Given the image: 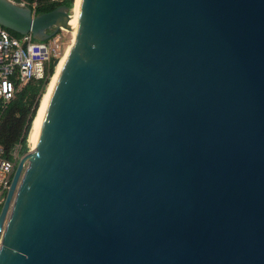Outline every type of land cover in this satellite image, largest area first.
<instances>
[{"label":"water","instance_id":"obj_1","mask_svg":"<svg viewBox=\"0 0 264 264\" xmlns=\"http://www.w3.org/2000/svg\"><path fill=\"white\" fill-rule=\"evenodd\" d=\"M69 11L0 0V26ZM30 147L0 264H264V0H77Z\"/></svg>","mask_w":264,"mask_h":264},{"label":"built area","instance_id":"obj_2","mask_svg":"<svg viewBox=\"0 0 264 264\" xmlns=\"http://www.w3.org/2000/svg\"><path fill=\"white\" fill-rule=\"evenodd\" d=\"M51 1L61 3L64 0ZM63 49L58 34L49 40L37 41L31 34L12 36L0 26V107L5 108L32 80L44 79L51 61L58 60ZM17 159L16 152L12 155V160L5 158L0 145V210Z\"/></svg>","mask_w":264,"mask_h":264},{"label":"trees","instance_id":"obj_3","mask_svg":"<svg viewBox=\"0 0 264 264\" xmlns=\"http://www.w3.org/2000/svg\"><path fill=\"white\" fill-rule=\"evenodd\" d=\"M13 1L22 4L21 0ZM22 1L26 7L32 10L34 15L51 12L62 5L72 9L73 3L76 2V0H64L61 3H55L51 0ZM7 31L12 36H20L13 31ZM54 70L53 61H51L47 76L44 79L32 80L17 93L16 97L5 108L0 107V145L3 147L4 157L7 159L12 160V155L17 153L18 159L15 161V166L19 158L28 151V131L34 123Z\"/></svg>","mask_w":264,"mask_h":264},{"label":"rangeland","instance_id":"obj_4","mask_svg":"<svg viewBox=\"0 0 264 264\" xmlns=\"http://www.w3.org/2000/svg\"><path fill=\"white\" fill-rule=\"evenodd\" d=\"M11 1L14 2L13 0H11ZM14 3H16V2H14ZM21 3H24V1L21 0ZM74 3H75V2H74ZM76 3H77V0H76ZM16 4H17V3H16ZM76 6H77V4H73L72 9H70V11H69V14L71 15V19H72V21H74V19H76V14H77V12H76ZM58 36L60 37V40H61L62 43H63V47H64L63 52H64V50H65V52H66V50H68V49L70 48V46H72V44H73L74 41H75L74 33H73L72 31L60 30V31L58 32ZM66 53H67V52H66ZM65 55H66V54H65ZM62 59H63V58H62ZM55 72H56V71H55ZM54 75H55V73H54ZM54 75H53V77H54ZM53 77L50 79L49 86H50L51 82L53 81ZM49 86H48L47 90L49 89ZM47 90H46V91H47ZM40 104H41V103H40ZM29 133H30V132H29ZM27 146H28V151L31 150L30 143H29V136H28V139H27Z\"/></svg>","mask_w":264,"mask_h":264},{"label":"bare ground","instance_id":"obj_5","mask_svg":"<svg viewBox=\"0 0 264 264\" xmlns=\"http://www.w3.org/2000/svg\"><path fill=\"white\" fill-rule=\"evenodd\" d=\"M75 4H77L76 2H75ZM76 12H77V6H76ZM69 26H70V30H67V31H72L73 33H74V36H75V39H76V30H77V14H76V19H74V21H72V19L70 18V21H69ZM66 31V30H65ZM75 42V41H74ZM73 45V44H72ZM70 48H71V46H70ZM69 48V49H70ZM69 49L68 50H66V52L68 53V51H69ZM65 52V50H64V52L61 54V56L58 58V60H57V64L55 65V70H54V73H55V75H54V77H53V80H54V78H55V76L57 75V73H58V71L60 70V68H61V66L63 65V63H64V61L66 60V57H67V53ZM66 54V55H65ZM63 58V59H62ZM56 71V72H55ZM52 77H50V79H51ZM53 82V81H52ZM51 82V83H52ZM51 85V84H50ZM50 87V86H49ZM48 91V90H47ZM47 91L45 92V94L47 93ZM45 94H44V96H43V98H42V100H41V103H42V101H43V99H44V97H45ZM40 106H41V104H40ZM40 108V107H39ZM35 121H36V118H35V120H34V123H35ZM34 123H33V125H34ZM33 125H32V127H31V129H30V133H29V143H30V140H31V136H32V132H33ZM32 150H35V148H31V150L30 151H32Z\"/></svg>","mask_w":264,"mask_h":264},{"label":"flooded vegetation","instance_id":"obj_6","mask_svg":"<svg viewBox=\"0 0 264 264\" xmlns=\"http://www.w3.org/2000/svg\"><path fill=\"white\" fill-rule=\"evenodd\" d=\"M15 167H16V166H14V170H15ZM13 172H14V171H13Z\"/></svg>","mask_w":264,"mask_h":264}]
</instances>
